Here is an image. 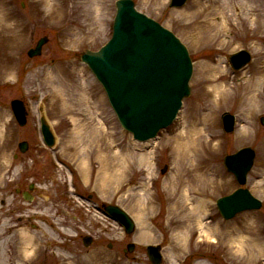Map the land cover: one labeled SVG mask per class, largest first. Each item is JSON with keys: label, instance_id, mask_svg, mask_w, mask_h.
Wrapping results in <instances>:
<instances>
[{"label": "rangeland", "instance_id": "374dc122", "mask_svg": "<svg viewBox=\"0 0 264 264\" xmlns=\"http://www.w3.org/2000/svg\"><path fill=\"white\" fill-rule=\"evenodd\" d=\"M115 2L0 0V264H153L147 246L158 244L160 264H264V0H188L182 7L134 0L186 44L194 67L176 120L146 144L121 127L81 60L84 49L98 50L111 37ZM42 37V54L29 57ZM241 50L252 58L235 70L230 57ZM20 99L28 111L23 126L11 107ZM40 109L56 132L54 148L43 141ZM226 112L237 119L231 132L223 127ZM185 130L197 137L196 147L180 159L178 134ZM243 147L256 152L244 187L263 206L225 220L216 200L240 185L224 159ZM105 176L112 180L103 185ZM31 183L27 201L21 191ZM190 187L200 192L191 195L194 203L182 198ZM75 189L85 199L74 201ZM64 200L77 203L78 219L65 217ZM103 202L127 211L135 230L128 234L107 217L98 208ZM186 204L196 206L193 218L201 215L209 234L197 221L185 224ZM88 231L98 243L67 241ZM238 236L245 242L237 244Z\"/></svg>", "mask_w": 264, "mask_h": 264}, {"label": "water", "instance_id": "95a60500", "mask_svg": "<svg viewBox=\"0 0 264 264\" xmlns=\"http://www.w3.org/2000/svg\"><path fill=\"white\" fill-rule=\"evenodd\" d=\"M186 1L171 0L170 5L181 7ZM116 6L112 37L98 51L85 49L82 60L104 86L122 127L133 133L134 139L146 141L156 137L176 118L183 99L190 94L193 63L181 39L155 19L139 12L133 0H117ZM47 40V37L41 38L36 47L29 50V56L40 55ZM250 58L247 51H240L231 56V62L238 69ZM12 107L20 124H25L23 101H12ZM223 119L225 129L232 131L234 116L227 114ZM41 121L44 140L54 146L56 136L52 127L45 116ZM20 147L25 151L27 143H21ZM254 159V149L245 147L228 155L225 164L238 181L245 184ZM217 205L222 216L229 219L239 211L260 208L262 202L249 190L240 188L219 198ZM106 211L127 232L134 230L133 220L120 207L108 205ZM128 248L132 251L134 245L129 244ZM160 250V245H148L153 264L161 263Z\"/></svg>", "mask_w": 264, "mask_h": 264}, {"label": "bare ground", "instance_id": "6f19581e", "mask_svg": "<svg viewBox=\"0 0 264 264\" xmlns=\"http://www.w3.org/2000/svg\"><path fill=\"white\" fill-rule=\"evenodd\" d=\"M101 16V15H100ZM99 21H101L100 23H102L103 21V18L102 16L97 19ZM78 85V84H77ZM185 133L183 134H178V146H177V151L179 153V155L181 157H179L180 159H185V158H190L193 156V151H195V145H194V141L197 140V137L195 135H191L190 133L186 132V130L184 131ZM195 136V137H194ZM150 141H154V140H150ZM150 141H147V142H150ZM147 142H143V144H146ZM110 173V172H109ZM112 179L110 177H107L105 176L102 183L103 185H105L108 181H111ZM193 192L195 193H199V190H195L194 188L190 187V189H187L186 192L182 191V198H184L186 201H189V203H194L192 200V197L191 195L193 194ZM197 204H198V208L203 209V211L205 212L206 214V210H207V205H206V202L204 200H202L201 197H197ZM199 201V202H198ZM196 202V200H195ZM187 206V211L186 212H183L186 214V216L183 218L185 219V224L188 225L189 223H191L192 221H197L198 225L201 227V229L203 230V232H205L206 234H209L208 232V224L207 225H204V222H203V217L201 215L197 216L196 218H193V216H195L198 212L196 206H192V207H189L188 208V205H184V207L186 208ZM181 212L183 211V207L181 208L180 210ZM180 213V212H179ZM204 214V215H205ZM143 237L146 239V238H151L150 235H148V232L147 234L145 233L143 235ZM246 240V237L244 236H238V238L235 239L236 243L237 244H242L244 243Z\"/></svg>", "mask_w": 264, "mask_h": 264}, {"label": "flooded vegetation", "instance_id": "af4514ba", "mask_svg": "<svg viewBox=\"0 0 264 264\" xmlns=\"http://www.w3.org/2000/svg\"><path fill=\"white\" fill-rule=\"evenodd\" d=\"M75 191H76V195H77V197L78 198H80V199H85L84 198V194L83 193H81L80 191L78 192L76 189H75ZM88 200H90V201H93L94 200V197H93V195H91V194H89L88 195V198H87ZM64 206H68V207H70V211H68V209H63L64 211H62L63 212V214L65 215V217H70V215H71V213H72V211H75V210H77V208L75 207L76 205H77V203H75V204H73V202H66L65 200H64ZM103 204V203H102ZM78 206V205H77ZM33 212L34 213H37L38 212V210H33ZM80 212V211H79ZM73 215H72V218H74V220H76V219H78V216L75 214V213H72ZM20 220H25L24 218H19ZM33 220H35V219H33ZM86 234H89L90 236H92V238L90 237V239H88L89 241H90V244H95V243H98V240L100 239L99 237H97L96 236V234H92L90 231H88V233H86ZM71 238H66L67 239V241L68 242H72V243H79V242H84V234H81V233H76V235H69ZM22 258V257H21ZM46 259H48L47 257H45ZM36 262H30V263H27V264H35Z\"/></svg>", "mask_w": 264, "mask_h": 264}]
</instances>
